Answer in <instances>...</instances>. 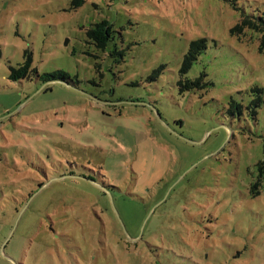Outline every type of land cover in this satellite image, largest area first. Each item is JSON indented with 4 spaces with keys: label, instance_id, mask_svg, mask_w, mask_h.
Returning <instances> with one entry per match:
<instances>
[{
    "label": "rangeland",
    "instance_id": "1",
    "mask_svg": "<svg viewBox=\"0 0 264 264\" xmlns=\"http://www.w3.org/2000/svg\"><path fill=\"white\" fill-rule=\"evenodd\" d=\"M70 2L0 0V264H264V0ZM104 19L122 59L93 60ZM27 51L71 83L11 79Z\"/></svg>",
    "mask_w": 264,
    "mask_h": 264
},
{
    "label": "trees",
    "instance_id": "2",
    "mask_svg": "<svg viewBox=\"0 0 264 264\" xmlns=\"http://www.w3.org/2000/svg\"><path fill=\"white\" fill-rule=\"evenodd\" d=\"M86 0H71V7L70 9H77L78 7L82 6L85 3ZM245 11V10H244ZM246 17L247 19H245V21L249 22L250 24H253L256 26V28L263 27L264 26V18L260 17L263 15H252L256 20L260 21L261 23H258L256 21H253L252 19H248V16H251V14L247 13L245 11ZM123 28H121L122 30ZM123 31V30H122ZM117 30L115 29V25L114 23L110 22L107 19L98 21V22H93L91 28H89V30H87L86 32V37L88 38V42L92 43L93 48H95L97 51L98 49L101 51L106 52V50L110 49L111 51L108 54H103L102 56L94 54L93 55V60L96 61L97 58L100 57H104L103 59H105V57H116V56H125V51H126V41L127 39H123L121 38L122 42L121 44H119L120 39H118L117 36ZM118 39V40H117ZM119 44V45H118ZM130 45L132 46L133 43H130ZM122 47V48H121ZM98 48V49H97ZM206 50V42L204 39H199V40H192L190 42L189 45V49L187 51V53L184 55V58L181 62V66H180V78L178 80V88H179V92L181 94L184 93H188L189 91H194L197 90L201 87H203L205 85L204 82V74H201L199 77L197 78H190L187 73L190 71V69L193 67V65L195 64V62L197 61L198 57ZM97 66H99V64H97ZM161 69L159 70H155L153 72V75L150 77V79H152L154 76H158L160 74ZM38 77L41 81H43L44 83H50V85L46 88V90H50L52 89V87L54 86V83L58 82V81H64V82H70L72 81V77L70 76L69 73H67L64 70H57L55 72L52 73H39L37 71V69L33 66L32 64V55L30 54V52H26L24 55V59L23 62L18 64V67H11V73H10V78L13 80H21V79H28V80H32L33 77ZM71 83V82H70ZM54 89V87H53ZM257 91L260 93L259 96L255 94L256 97V101L254 102V109L252 111L253 115H256L258 113V111L255 109L256 106H260L262 104V100L259 99L261 98L262 92L263 90L260 89L259 87L257 88ZM46 92V91H45ZM230 108H229V113L232 116H235V113L237 112L238 115L242 114L243 109L242 107H240V105L238 103H236L235 101L231 100L230 103ZM120 109L119 106H115L114 109L115 111H118L116 109ZM121 113V111H120ZM119 113V114H120ZM56 122V121H55ZM54 121L49 122L48 124H52L54 125V129L51 131L52 135H58V136H62L65 140H67L68 142H72L73 144H77V142L75 141V139H70L71 137L65 135L63 136L62 134H60L59 132V128L57 126H59V124L55 123ZM55 123V124H54ZM64 125V122L62 123ZM61 124V125H62ZM36 129V135L40 134V132L43 133H48V131L46 130H41V129ZM42 134V133H41ZM57 140V139H55ZM51 141V146L45 147L43 148V152H50V150L53 149V143H57L56 141ZM38 155H43L42 153L38 152ZM67 154V153H66ZM41 158H43V156H40ZM68 157V156H67ZM40 159V158H39ZM54 165V164H53ZM87 164L83 165L84 168H86ZM103 167L106 168L108 167L105 163L103 164ZM257 171H258V175H259V181L261 182H257L255 185H253L252 188V193L254 195L259 194L260 191H254L255 188L258 189L259 186H262V182H264V159H262L258 164H257ZM89 169V167L87 168ZM90 170V169H89ZM84 170H82L83 172ZM85 172V171H84ZM94 173V171H93ZM84 175L88 176L86 173H84ZM90 177V176H88ZM110 180H116V177L110 178ZM36 181H39L37 179H35ZM113 182V181H112ZM122 182V181H119ZM114 183V182H113ZM45 184V182H39V187L43 186ZM119 183H116V185H118ZM117 186L115 185H111L108 186L107 188L111 189V188H116ZM114 193V192H111Z\"/></svg>",
    "mask_w": 264,
    "mask_h": 264
}]
</instances>
